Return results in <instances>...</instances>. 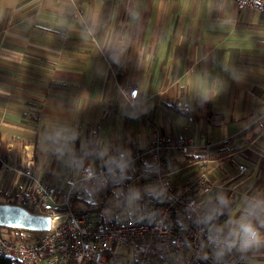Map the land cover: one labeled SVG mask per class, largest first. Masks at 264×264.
<instances>
[{
	"label": "crops",
	"instance_id": "crops-1",
	"mask_svg": "<svg viewBox=\"0 0 264 264\" xmlns=\"http://www.w3.org/2000/svg\"><path fill=\"white\" fill-rule=\"evenodd\" d=\"M66 33L86 38L61 39ZM130 81L138 84L133 106ZM154 128L209 139L213 186L196 193L207 225L237 240L255 229L235 254L264 264V11L234 0H0V152L11 142L15 165L32 150L37 177L61 184L83 163L131 156ZM41 131L54 138L39 157ZM203 153L170 157L176 188ZM123 172L98 196L136 179L140 209L151 190L148 166L136 161ZM25 184L0 167V194L23 193ZM181 256L153 264H182Z\"/></svg>",
	"mask_w": 264,
	"mask_h": 264
},
{
	"label": "built area",
	"instance_id": "built-area-1",
	"mask_svg": "<svg viewBox=\"0 0 264 264\" xmlns=\"http://www.w3.org/2000/svg\"><path fill=\"white\" fill-rule=\"evenodd\" d=\"M237 6L256 7L264 11V0H234ZM138 93L135 81L128 83L127 103L134 105ZM208 138L198 142L184 134H162L153 129L142 147L131 156L116 151L96 164H81L76 172L63 178L61 184L37 177L32 150L24 148V162H13V144L0 152V167L7 175H22L26 179L23 192L35 214L54 219L63 215L56 226L39 232L28 240H13L0 231V253L10 257L12 264H153L166 253L182 264H242L235 252L255 239L256 230L237 240L207 225V213L199 193H208L213 184L207 171L210 150ZM200 147L204 152L194 161L192 177L185 178L182 188L171 182L167 165L174 154H186ZM142 161L149 169L151 190L144 206L126 219L94 220L90 213L75 206L77 190L108 187L114 179L123 178V170ZM240 173L248 167L239 163ZM180 219L176 222L175 219Z\"/></svg>",
	"mask_w": 264,
	"mask_h": 264
},
{
	"label": "rangeland",
	"instance_id": "rangeland-1",
	"mask_svg": "<svg viewBox=\"0 0 264 264\" xmlns=\"http://www.w3.org/2000/svg\"><path fill=\"white\" fill-rule=\"evenodd\" d=\"M75 17L78 20V16L75 15ZM80 22L84 23V21L81 20V18H80ZM64 38L70 40L75 38H86V37L84 35H77L76 33L75 34L66 33L61 37V39ZM53 138H54V134L52 131H41L38 134L37 148H38L39 157H41L44 153L45 154L51 153V151H47L48 149L45 147L46 145L45 143L47 142L52 143ZM56 138L57 141H61L62 134L56 135ZM87 189L89 193H87L86 195V200L93 199L92 201L95 202L94 204H91L89 206L85 204L86 208L91 214L92 219H97L100 215H102L104 221L110 220L113 216H120L122 218L124 217L126 218L127 216L130 215L133 216L132 214H134L141 205L142 191L140 189L139 180L136 179L134 181L128 182L126 186L113 185L111 187V195L106 198H100V196H98L99 193L98 191L100 190L97 188H91V189L87 188ZM122 190H126L124 199L121 198ZM76 203L79 204L78 202ZM99 204L102 206H100ZM37 232L39 233L42 231H37ZM1 233H3V235L6 236V234L3 231H1Z\"/></svg>",
	"mask_w": 264,
	"mask_h": 264
},
{
	"label": "water",
	"instance_id": "water-1",
	"mask_svg": "<svg viewBox=\"0 0 264 264\" xmlns=\"http://www.w3.org/2000/svg\"><path fill=\"white\" fill-rule=\"evenodd\" d=\"M64 216L51 219L48 215L35 214L26 208L10 203H0V226L21 228L30 231H45L50 225L56 226Z\"/></svg>",
	"mask_w": 264,
	"mask_h": 264
},
{
	"label": "trees",
	"instance_id": "trees-1",
	"mask_svg": "<svg viewBox=\"0 0 264 264\" xmlns=\"http://www.w3.org/2000/svg\"><path fill=\"white\" fill-rule=\"evenodd\" d=\"M48 95L50 96V94H48ZM45 96H46V94H45ZM86 195H87V193H85L84 190H77V197L75 199V206L77 208L82 209L84 211H87L89 213L85 204L87 206H89L91 204H94L95 202L92 201L93 199L92 200L91 199L86 200ZM76 202H78L80 205L77 204ZM0 203L16 204V205H20V206H22L28 210H32L31 205H29L28 201L26 200L25 192L21 193V190L14 191L13 193H11L9 195L0 194ZM100 206H102V205H100ZM140 209H138L137 212ZM90 216H91V214H90ZM114 219H126V218L125 217L122 218L120 216H113L110 220H114ZM94 220H103V217H102V215H100L97 219H94ZM0 229H1V231H3L6 234V236H8L9 238H11L13 240H28L31 237H33L35 234L38 233L37 231H30V230L21 229V228H12V227H3V226H0ZM0 264H12V260L10 259V257H7V256L0 253Z\"/></svg>",
	"mask_w": 264,
	"mask_h": 264
}]
</instances>
